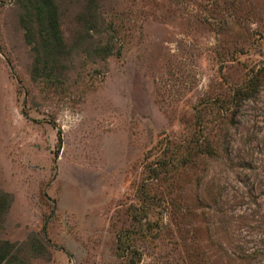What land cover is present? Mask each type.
Masks as SVG:
<instances>
[{
    "label": "rangeland",
    "instance_id": "374dc122",
    "mask_svg": "<svg viewBox=\"0 0 264 264\" xmlns=\"http://www.w3.org/2000/svg\"><path fill=\"white\" fill-rule=\"evenodd\" d=\"M54 1L37 56L29 0H0L8 252L264 264V0Z\"/></svg>",
    "mask_w": 264,
    "mask_h": 264
},
{
    "label": "trees",
    "instance_id": "16d2710c",
    "mask_svg": "<svg viewBox=\"0 0 264 264\" xmlns=\"http://www.w3.org/2000/svg\"><path fill=\"white\" fill-rule=\"evenodd\" d=\"M29 5L33 9L35 16V23L40 27V41L33 45V49L36 51L37 56L41 52L45 54H59L63 51V36L60 31V23L58 18L57 5L54 0H29ZM27 32L29 41H32L29 37V28L26 24H23ZM253 83L250 80L247 86H251ZM6 197V195L1 196ZM8 203V202H6ZM5 202L0 201V214L5 211V207L8 206ZM6 206H2L5 205ZM7 242L0 241V264H28L26 261L20 259L16 254L9 253L6 249Z\"/></svg>",
    "mask_w": 264,
    "mask_h": 264
},
{
    "label": "water",
    "instance_id": "95a60500",
    "mask_svg": "<svg viewBox=\"0 0 264 264\" xmlns=\"http://www.w3.org/2000/svg\"><path fill=\"white\" fill-rule=\"evenodd\" d=\"M43 232H45V229H43Z\"/></svg>",
    "mask_w": 264,
    "mask_h": 264
}]
</instances>
